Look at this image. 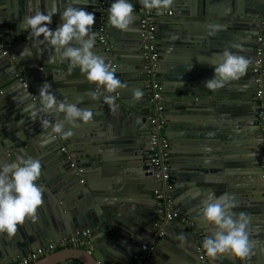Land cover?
<instances>
[{"label":"water","instance_id":"95a60500","mask_svg":"<svg viewBox=\"0 0 264 264\" xmlns=\"http://www.w3.org/2000/svg\"><path fill=\"white\" fill-rule=\"evenodd\" d=\"M100 2L79 0L72 5L95 13L93 31L97 33ZM130 2L134 9L143 8L139 0ZM70 3L0 0V163H11L17 156L40 160L41 176L36 183L43 199L35 221L26 218L12 237L0 233V264H15L46 244L83 230L90 232L93 248L89 256L95 263L130 264L139 246L157 232L154 224L162 215L152 195L156 186L148 153V90L140 53L139 15L129 31L115 29L107 22L106 44L98 41V35L95 41L93 51L115 68L116 76L127 85L113 93L118 94L113 111L102 95L98 100L88 95L91 91L106 95L102 88L88 82L78 68L69 73L68 63L61 62L54 50L47 44L34 46L29 33L20 30L24 17L34 15L37 9H56L49 26L55 29L61 23L60 13ZM169 10L172 16L157 21L156 44L161 52L164 134L174 150L170 155L182 163L176 167L181 173L175 174L177 184L170 195L175 208L193 220L206 237L215 229L199 219L202 202L213 193L216 197L225 193L233 196L237 207L232 211L250 217L248 232L254 242L250 258L264 264V194L259 167L262 139L254 99L257 76L253 72L264 0H174ZM165 19L166 23L159 25ZM209 25L222 27L211 34ZM26 47L33 55L21 58ZM225 49L252 63L239 80L210 91L204 82L213 78L211 63ZM208 51L216 54L215 59H209ZM173 59L190 64L173 66ZM44 83L51 85L58 100L92 110V120L81 122L78 128L66 125L65 131L73 132L71 137L56 135L50 139L51 128H42L39 120L50 118L55 124L64 114L39 113L37 120L30 118L31 107H42L39 90ZM135 89L143 93L139 100L133 96ZM62 146L74 155L75 168L61 152ZM76 168L81 169L79 175ZM176 168H171V173ZM120 182L127 188L116 187ZM169 227L177 228L171 241L181 250L179 257L164 251V241L170 240L165 233L153 253L155 257L143 264H200L194 234L178 220L169 223L168 233ZM233 261L241 264L231 255L208 258L206 264H236ZM52 264L92 262L75 255Z\"/></svg>","mask_w":264,"mask_h":264},{"label":"clouds","instance_id":"9594fccd","mask_svg":"<svg viewBox=\"0 0 264 264\" xmlns=\"http://www.w3.org/2000/svg\"><path fill=\"white\" fill-rule=\"evenodd\" d=\"M77 3L79 0H71L60 13L61 23L55 29L49 26L53 23L52 17L56 14V9L48 12L37 9L34 15L24 17L20 30L29 33L34 46L47 44L54 50L61 62L68 63L69 73L78 68L85 74L88 82L102 88L106 95L98 94L97 91H91L88 95L94 100L100 99L102 95L103 101L115 111V96L112 94L127 88V85L116 76V69L93 51L98 35L93 31L95 13L86 11L85 7L72 6ZM139 4L147 10L163 12L174 6V0H139ZM108 12L111 27L121 31L130 30L135 20L134 5L130 0H115ZM208 27L213 30L211 34H215L222 26ZM41 36L43 39H40ZM232 47L240 48V45ZM37 51L41 53L43 50ZM32 55L29 47L20 53L21 58ZM251 63L249 58L225 49L217 55L216 62L211 63L214 66V76L204 82L205 88L215 91L231 81L239 80L246 74ZM142 95L139 89L133 92L137 100ZM39 99L42 107H31L30 118L33 121L37 120L39 113L64 114L63 120H58L55 124L47 119L39 120L42 128H51L50 139L54 135L71 137L73 132L65 131L66 125L78 128L81 122L88 123L93 118L92 110L79 108L76 103L67 100H58L48 83L40 88ZM40 176L41 162L31 156H17L11 163H0V233H7L12 237L17 232V226L22 225L26 218L32 221L37 219V209L43 203L41 189L36 183ZM236 207L235 198L227 193L219 197L210 196L202 202L199 219L215 229L212 235L203 240L202 245L206 255L212 260L220 255H231L244 264L254 254V242L250 240L248 232L250 217L243 212H233Z\"/></svg>","mask_w":264,"mask_h":264},{"label":"built area","instance_id":"2783aa9c","mask_svg":"<svg viewBox=\"0 0 264 264\" xmlns=\"http://www.w3.org/2000/svg\"><path fill=\"white\" fill-rule=\"evenodd\" d=\"M111 4L109 0H101L100 9L97 18L98 28V41L105 45L107 39L106 23L109 22V12ZM134 15H139L138 29L140 36V53L144 62L145 69V84L148 90V109H147V122L149 124V162L152 168V180L155 184V189L152 192L155 199L156 206L162 210V215L159 220L154 224L157 232L147 243L139 246L138 252L134 253L130 264H143L155 251L160 243V239L166 233V228L170 222L178 220L183 223L188 231L194 234L196 245V254L200 264H206L209 258L202 245L203 240L206 238L204 232L195 226L193 220L189 219L186 215L178 212L175 208L170 192L173 189V180L171 178V165H170V143L166 138L164 131L166 127V118L164 113L163 95L161 94V86L159 81V50L156 44V30L157 21L172 16V10H165L158 12L157 10L147 9H134ZM255 60L253 63V72L256 74V90L254 99L258 106L257 111V126L259 137L262 139L261 144V158L260 170L262 178V191L264 194V17L261 21V26L255 41ZM22 86L26 87V83L22 78L19 79ZM118 98V94H113ZM50 122L52 119L47 118ZM56 137V135H54ZM61 152L67 155V159L71 161L70 167L75 168L76 165L73 161L74 155L68 153L65 147H61ZM81 169L76 168V174L79 175ZM92 240L90 232L83 230L75 235L64 236L54 242L48 243L42 248L37 249L35 252L29 253L20 261L15 264H31L38 260L41 256H45L51 252L61 249H81L90 254L92 250Z\"/></svg>","mask_w":264,"mask_h":264},{"label":"crops","instance_id":"0c3cea01","mask_svg":"<svg viewBox=\"0 0 264 264\" xmlns=\"http://www.w3.org/2000/svg\"><path fill=\"white\" fill-rule=\"evenodd\" d=\"M134 15V14H133ZM134 16H136V15H134ZM171 19V18H170ZM166 19L165 20H163V21H161V22H158L159 23V25H164V23H166ZM164 28H166V26L164 27ZM203 48V47H202ZM160 49V47H158V50ZM208 56H209V59H212V56H213V59H215V55H214V53L212 54L210 51H208ZM160 55H161V52L159 51V59H158V65H160ZM170 55H173L172 53L170 54ZM174 57V56H173ZM169 62V61H168ZM172 62H173V66H175V65H178V64H183V65H189L190 63L189 62H187L186 60H180V59H173L172 60ZM159 68H160V66H159ZM170 143V142H169ZM170 151H171V153L174 151L173 150V148H172V146H171V144H170ZM170 165H171V168H176V167H179L180 165H182V163L181 162H178V161H175L174 160V158L170 155ZM181 167V166H180ZM176 170L177 171H174L173 173H171V178H172V180H173V187L177 184L176 183V178H175V174H179V173H181V171H180V169L179 168H176ZM123 184H125V183H122V182H120V184H116V187H120V188H122V189H125V188H127V187H123ZM114 186V185H113ZM176 191V190H175ZM210 196H212V197H216V195L213 193V194H211ZM174 201V200H173ZM177 208V207H176ZM179 209L177 208V211H178ZM181 213V212H180ZM177 230V228H175V227H169V233L168 232H166L167 234V236L170 238V240H166V241H164V243H165V245H164V251L166 252V253H168V254H170V255H173L174 256V258L176 259V258H178L179 257V254H180V252H181V250H179L178 248H176L175 246H174V244L172 243V239H174V234H175V231ZM92 240V239H91ZM93 245V244H92ZM93 248V247H92ZM75 255H83L84 257H86L87 259H89L91 262H92V264H97V263H95L91 258H90V256H89V254H87V252L85 251H83L82 250V252H80V250L78 249V250H71V249H61V250H56V251H54V252H51V253H49V254H47V255H45V256H41L38 260H36V261H34V262H32L31 264H36V263H40V264H52V263H54V262H56V261H58V260H61V259H65V258H68V257H75ZM151 257H155V255L154 254H152L151 256H150V258ZM233 263H236V261H233ZM237 264V263H236ZM244 264H259L258 263V261H256L254 258L252 259V258H250V259H248L247 261H245L244 262Z\"/></svg>","mask_w":264,"mask_h":264},{"label":"flooded vegetation","instance_id":"af4514ba","mask_svg":"<svg viewBox=\"0 0 264 264\" xmlns=\"http://www.w3.org/2000/svg\"><path fill=\"white\" fill-rule=\"evenodd\" d=\"M260 149H261V147H260ZM261 152V151H260Z\"/></svg>","mask_w":264,"mask_h":264}]
</instances>
